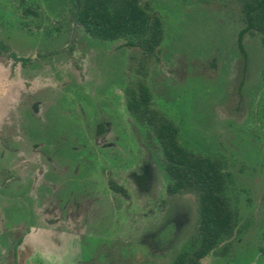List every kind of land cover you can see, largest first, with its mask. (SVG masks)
<instances>
[{
	"label": "flooded vegetation",
	"instance_id": "af4514ba",
	"mask_svg": "<svg viewBox=\"0 0 264 264\" xmlns=\"http://www.w3.org/2000/svg\"><path fill=\"white\" fill-rule=\"evenodd\" d=\"M77 1L80 3V0H0V59L5 58V62L9 63L8 71L0 67V185L9 178L29 179L28 194L35 200L34 213L37 215L33 224L3 219L1 206L6 202L0 198V264H26L31 253L25 243L26 235H31L37 227L64 235L74 234L81 243H85L93 234V225L97 224L98 216L93 215L98 208V211L101 210L102 200L111 206L110 212L121 210V201L116 195L129 199L135 190L140 195L149 196V204L150 196L154 197L155 189L162 182L166 194L195 195L192 191L172 193L169 190L171 175L161 138L166 121L176 124L178 140L182 145L219 162L225 175L226 193L236 215V227L234 233L220 241L206 258L213 256L216 259L214 264H264V234L249 236L252 240L245 242L244 238L248 236L244 233L250 225V218H243L240 209L242 204L246 207L257 204V200L263 204L264 191L259 189L258 183L264 179V162H246L244 175L235 170L233 174L229 169L234 162L241 161L236 145L231 143L235 140L234 134L264 131V31L252 28L242 33L247 27L244 17L245 24L239 29L237 37L240 55L235 56L232 63L236 74L234 86L224 106L217 114H211L217 129L205 130L207 134L214 132L213 137L216 138L213 139L217 141L225 136L224 144L220 143L218 147L199 145L183 129L182 118L175 114L166 116L161 112L156 96L157 80L154 78V70L159 63L154 53L162 41L149 52L139 43L130 44L126 40L121 46H116L126 47L134 54L133 79L129 76L126 84L116 87L113 107L117 113L116 120L124 113L127 122L122 132H127L130 142L137 144L139 150L140 158L127 169L123 167L126 162L124 145L120 143L117 130H114L118 121L114 124L111 115L101 118L91 128L81 127V123L65 127L57 125L62 108L60 103L58 106L55 104L60 100L61 93L72 94L68 86L74 84H70L75 78L73 74L83 68L76 59L78 56V60H83L84 55L75 52V38L80 32L90 33L78 22L77 33L73 36ZM64 12H69L70 16L66 18ZM2 13L8 21H2ZM49 13L56 17L54 23H46ZM68 29L70 33L65 39L64 33ZM253 33L261 36L260 46H247L246 39L244 42V36ZM14 34L28 38V43L16 44ZM215 60L213 67L218 63ZM140 61L143 65H139ZM59 64L65 66V71L58 75L55 67L58 68ZM143 66L147 69H142ZM180 67L187 72L198 73L203 71L204 66L182 61ZM16 77L22 82L19 87ZM74 82L82 84L76 78ZM65 112L63 115L72 113L70 110ZM227 116L230 122H219ZM228 144L233 148L232 154L228 153ZM234 152L237 157L231 161ZM64 154L71 156H67L69 162L61 160ZM107 160L112 167L103 166L102 163ZM67 168L71 173L65 175L63 170ZM122 171H127L128 177ZM62 175L67 180H61L63 186L68 184V180H78L74 192L69 190L70 186L56 189ZM37 186L42 189L33 191ZM135 205L132 207L137 208ZM179 207L175 221L190 220L187 205L179 204ZM196 212L198 221V200ZM170 221L171 216H168L158 232L149 234L159 249L167 245L168 238L164 232ZM244 242L249 249L237 252L235 248Z\"/></svg>",
	"mask_w": 264,
	"mask_h": 264
},
{
	"label": "rangeland",
	"instance_id": "374dc122",
	"mask_svg": "<svg viewBox=\"0 0 264 264\" xmlns=\"http://www.w3.org/2000/svg\"><path fill=\"white\" fill-rule=\"evenodd\" d=\"M143 2L147 3L150 11L159 15L163 21V40L154 53L159 66L155 68V74L153 73L157 80L156 96L161 112L166 116L175 114L182 118L183 129L189 132L199 145L218 147L220 143L224 144L225 136L217 141L213 139L216 138L213 137L214 132L207 134L205 130L217 129L211 114H217L224 106L236 80L232 63L234 57L240 55L237 37L239 29L245 24L241 3L238 0H143ZM64 16L66 18L70 16L69 12H64ZM49 17L46 23H54L56 17L50 13ZM1 19L3 22L8 21L3 13ZM69 33L70 29L64 33L65 39ZM14 37V42L18 45L28 43V38L21 34H14ZM260 38L258 33H253L248 37L245 35L244 42L246 39L247 46H260ZM122 44L124 39L107 40L88 32H80L73 46L76 53L84 55L83 60H78L76 56L77 62L83 68L81 71H75L73 77L82 84L74 82L75 78H72L70 84H74L67 87L71 89L72 94L61 93L60 100L58 99L55 105L58 106L60 103L62 108L58 126L81 123V127L91 128L101 118L110 115L114 124L118 121L114 130H117L120 143L124 145L123 154L126 162L123 167L129 169L140 158L139 150L137 144L130 142L131 138L127 132H122L127 122L124 113L116 120L117 113L113 108L116 87L126 84L129 76L133 79L134 54L126 47L116 48ZM214 60L218 63L213 67ZM182 61H193L197 66L203 65V71L187 72L180 67ZM139 63L143 65L142 61ZM0 67L8 71L9 63L5 62V58L0 59ZM55 69L59 75L65 71V66L59 64ZM142 69L147 68L143 66ZM15 81L18 87L22 85L17 77ZM69 110L72 113L63 115ZM224 121L228 123L231 120L228 116L225 120L219 119L220 123ZM260 131L255 130L252 134L241 131L234 134L235 140L231 143L236 145L241 161L238 160L229 167L233 174L235 170L244 175L243 172L247 170L246 162L249 164L264 162V131ZM76 144L80 146V142ZM227 149L228 153L232 154L233 148L230 144ZM233 155L234 158L230 157L231 161L236 159L237 153L234 152ZM67 156L71 158L70 155ZM67 156L64 154L61 160L69 162ZM102 164L104 167H112L109 160ZM69 169L63 170L65 175L71 173ZM122 172L124 176L127 175V171ZM262 176L264 177V173ZM59 178L57 190L70 186L69 190L75 191L78 180H68V184L63 186L61 180L65 182L67 180L63 175ZM29 184L30 180L23 177L19 180L9 178L0 185V198L6 202L1 206L3 219L33 224L37 215L34 213L35 200L28 194ZM158 185L154 197L150 196L149 204H147L149 196L140 195L135 190L129 199L116 195L122 205L118 212H110L111 206H107L102 200L101 210L98 211V208L93 215V217L97 215L98 220L96 226L93 225L92 236L88 238L90 241H84L83 244L74 234L51 232L44 227L33 229L32 234H27L25 239L31 250L26 264H171L175 255L190 241L196 230L197 197L193 194L169 195L165 193L164 182ZM258 186L264 191V179L259 181ZM130 188L132 189L131 185ZM41 189V186H37L33 191ZM258 197L257 195V199ZM108 201L111 202V199ZM259 201L257 200V204L253 206L241 205L243 218H250V225L244 233L248 236L244 238L245 242L252 240L249 236L264 234V201L263 204ZM179 204L187 205L190 220L175 221L174 216L179 212ZM168 216H171V221L166 224L164 232L168 238L167 245L159 249L149 234L158 232ZM245 242L235 248L237 252L249 249ZM215 261L216 259L209 255L205 264H214Z\"/></svg>",
	"mask_w": 264,
	"mask_h": 264
},
{
	"label": "trees",
	"instance_id": "16d2710c",
	"mask_svg": "<svg viewBox=\"0 0 264 264\" xmlns=\"http://www.w3.org/2000/svg\"><path fill=\"white\" fill-rule=\"evenodd\" d=\"M247 27L264 31V0H238ZM78 22L101 39H124L139 43L148 52L163 39V21L143 0H80ZM162 140L171 175L172 193L192 191L198 200V221L190 241L178 251L171 264H203L204 258L236 227L229 204L225 175L219 162L182 145L178 127L166 121Z\"/></svg>",
	"mask_w": 264,
	"mask_h": 264
},
{
	"label": "water",
	"instance_id": "95a60500",
	"mask_svg": "<svg viewBox=\"0 0 264 264\" xmlns=\"http://www.w3.org/2000/svg\"><path fill=\"white\" fill-rule=\"evenodd\" d=\"M80 8H81V5L77 1V7H76V10H75L74 15H73V22H74L73 36L77 33V29H78V14H79Z\"/></svg>",
	"mask_w": 264,
	"mask_h": 264
}]
</instances>
